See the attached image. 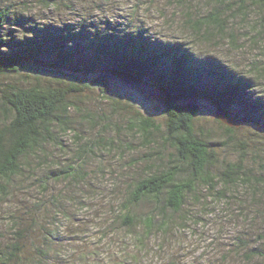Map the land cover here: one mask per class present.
<instances>
[{
  "label": "trees",
  "instance_id": "1",
  "mask_svg": "<svg viewBox=\"0 0 264 264\" xmlns=\"http://www.w3.org/2000/svg\"><path fill=\"white\" fill-rule=\"evenodd\" d=\"M26 11L25 3L0 1V79H31L0 83V200L7 207L8 225L0 238V264H91L90 256L79 251L82 243L72 240L83 235L84 226L66 227L71 213L86 205L83 199L66 196V181L74 191L84 189L89 175L85 164L99 156L97 150L124 154L132 145L123 136L131 133L152 145L159 128L152 117L128 120L116 129L118 139L102 122L106 133L90 139L94 145L86 141L75 148L63 141L66 133L76 131L72 111L78 107L72 94L88 88L108 95L116 79L163 95L165 144L174 149L172 158L163 152L145 157L150 166L115 203L108 226L116 229L118 240L138 254L161 238L159 246L170 245L172 234L188 224L187 207L202 189L228 202L225 188L256 184L263 188L257 192L263 202L242 214L247 225L225 248L224 264H264V172L256 179L259 174L247 171L242 162L222 161L213 133L196 126L198 103L204 102L239 121L231 127L218 120L225 144H237L243 127L264 131L260 81L214 55L195 51L189 42L166 41L111 20L40 22ZM45 73L67 78L70 85L34 80ZM49 151L60 152L65 161ZM74 204L70 212L67 207ZM217 238L215 249L223 245ZM137 253L130 256L136 259Z\"/></svg>",
  "mask_w": 264,
  "mask_h": 264
},
{
  "label": "rangeland",
  "instance_id": "2",
  "mask_svg": "<svg viewBox=\"0 0 264 264\" xmlns=\"http://www.w3.org/2000/svg\"><path fill=\"white\" fill-rule=\"evenodd\" d=\"M12 1L25 3L27 14L40 22L111 20L132 29H143L166 41L189 42L195 51L214 55L237 72L255 77L260 81L259 92L264 94L262 0ZM216 20H220L221 24H216ZM198 24H201L200 33L196 31ZM255 63L256 67L253 66ZM25 80L31 79L25 76L6 77L1 78L0 83H22ZM34 80L51 85L64 84L61 86L66 85L65 87L70 85L67 78L48 73ZM110 88L109 94L104 96L99 90L88 88L72 94L78 111H72L76 131L66 133L63 140L69 147L79 148L86 141L93 144L90 139H98L103 136L101 134L106 133L102 130V122L111 126L108 131L113 130V135L118 139L116 129L126 125L128 120L152 117L159 124V128L154 134L152 145L145 144L138 133H131L123 136L126 144L132 145L130 151L120 154L116 150H97L99 156H92L85 164L89 175L84 189L74 191V185L66 181V196H75L86 203L71 213V221L66 222L67 230L71 226L81 230L80 225L84 226L83 235L72 239L82 243L79 251L90 256L86 258L91 264H121L123 260H127L126 264H224L225 248L230 247L233 236L247 225L243 221L245 215L242 214L254 204L263 202L261 193H257L263 188L256 184L249 188H225L230 194L228 202L218 201L212 197L213 193L202 189L201 194L187 207L185 214L191 213L188 224L179 227L180 230L172 234V243L165 247L158 245L161 238L153 241L146 252L138 254L126 249L125 240L120 242L116 229L108 226L115 203L123 198L128 185L142 176L150 166L143 159L162 152L166 157L172 158L174 153L171 145L165 144L167 134L163 95L145 86H130L118 79L111 81ZM198 104L201 111L196 122L197 129L213 133L214 140L218 142L220 159L224 162H242L247 171L255 170L259 174L256 179L261 177L264 172V131L255 127H243L238 131L237 144H225L221 140L222 132L216 109L204 102ZM87 114L93 118H88ZM66 150L69 151L68 148ZM239 151L243 153L240 155ZM54 152L49 151L65 161L60 152ZM221 187L223 188L219 185V191L223 192ZM3 204L4 201L0 200V238L7 233L5 229L8 226L5 218L7 207ZM75 205L77 204L67 207L71 209L70 212ZM260 223L264 227V218ZM216 238L223 245L220 244L215 249ZM136 253V259L130 256H135ZM65 255L68 257L66 253ZM73 257L75 255L71 254L70 258Z\"/></svg>",
  "mask_w": 264,
  "mask_h": 264
},
{
  "label": "water",
  "instance_id": "3",
  "mask_svg": "<svg viewBox=\"0 0 264 264\" xmlns=\"http://www.w3.org/2000/svg\"><path fill=\"white\" fill-rule=\"evenodd\" d=\"M216 113H217V117L219 118V120L222 121L223 123H225L231 127H234V126L237 127L240 125L239 121H236V120L226 116L220 110L216 109Z\"/></svg>",
  "mask_w": 264,
  "mask_h": 264
}]
</instances>
